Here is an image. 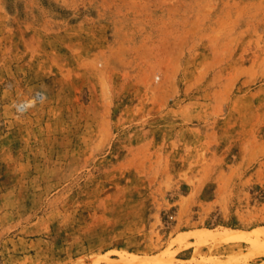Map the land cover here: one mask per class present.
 <instances>
[{"label": "rangeland", "instance_id": "obj_1", "mask_svg": "<svg viewBox=\"0 0 264 264\" xmlns=\"http://www.w3.org/2000/svg\"><path fill=\"white\" fill-rule=\"evenodd\" d=\"M264 264V0H0V264Z\"/></svg>", "mask_w": 264, "mask_h": 264}, {"label": "bare ground", "instance_id": "obj_2", "mask_svg": "<svg viewBox=\"0 0 264 264\" xmlns=\"http://www.w3.org/2000/svg\"><path fill=\"white\" fill-rule=\"evenodd\" d=\"M149 264V263H148ZM152 264H164V263H161V262H155V263H152Z\"/></svg>", "mask_w": 264, "mask_h": 264}]
</instances>
